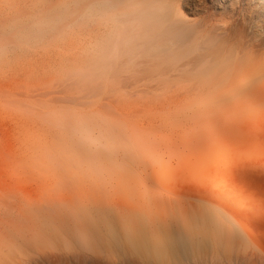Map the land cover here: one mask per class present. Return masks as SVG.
I'll list each match as a JSON object with an SVG mask.
<instances>
[{
	"label": "bare ground",
	"instance_id": "obj_1",
	"mask_svg": "<svg viewBox=\"0 0 264 264\" xmlns=\"http://www.w3.org/2000/svg\"><path fill=\"white\" fill-rule=\"evenodd\" d=\"M79 1L98 23L84 85L50 109L62 139L43 158L47 198L10 202L2 189L26 224L0 220V258L53 260L52 236L69 254L95 249L94 264H264V0ZM41 2L0 0V36L46 37L63 16ZM219 11L232 25L212 26Z\"/></svg>",
	"mask_w": 264,
	"mask_h": 264
},
{
	"label": "rangeland",
	"instance_id": "obj_2",
	"mask_svg": "<svg viewBox=\"0 0 264 264\" xmlns=\"http://www.w3.org/2000/svg\"><path fill=\"white\" fill-rule=\"evenodd\" d=\"M76 1L77 0H50L49 2V0H47L46 3L49 12L52 11L51 14L53 13L52 15L54 16L61 13L64 20L62 19L53 23L52 29H55V31L50 28L49 32L46 33V37H37L39 41L35 38L37 41L32 39L19 42L11 36H0V43L8 47L5 49V53L0 56V156L2 157L0 158V162H2V164L4 162V165L0 164V175L2 178L0 179V194L3 193L2 189L3 191H9H4L6 196L4 194L0 196V202L4 204H2L4 207L1 206L0 208V220L3 219L9 222L18 221L16 223L20 226H24L26 220H23V218L17 220L10 216L8 213L10 204L8 205L9 207L7 204L13 202V199H15L14 202L19 203V201H31L32 199L43 201L47 198V193L49 192L47 189H49L51 183L49 178L51 176L49 175L52 174L46 172L50 163L47 161L45 163V161H43L45 159L43 158L45 156L49 157L50 154V146H47V144L50 143L51 145L54 140L55 142L58 140L57 144H59L62 139L61 134H58L61 133V123L52 116L54 114H51L50 109L58 106V102H60L59 105H61L65 101V98L62 99L60 96L63 95V97H66V93L69 89H73L75 85V88H80L84 85L81 80L80 62L82 61V57H84L87 47L90 49L89 55L92 56L93 54L91 49L94 47L95 40L93 39L96 38L93 35L97 36L98 23L94 18H88L85 24L81 17V3H76ZM34 2L37 4L36 10L38 12L42 11L43 4L41 0H34ZM60 2H62V7L60 6ZM216 14L217 16L212 20V26L223 29L227 24L232 25L233 21L228 18L229 15H221V11L216 12ZM238 17H240V19ZM242 19L243 17L241 16L235 17V25L248 26L247 20L245 21L244 18L242 22ZM222 23L226 24L224 25ZM93 31L95 32L93 33ZM31 42L34 43V45L31 44ZM243 59L247 60L249 56L247 55L241 60ZM258 60L264 63V47ZM78 82L81 83L78 84ZM64 89L65 91L63 93ZM53 98H56L55 100L57 101ZM259 101L261 103L263 102L261 100H254L251 97H245L243 99V102L246 104L260 103ZM53 104L55 105L53 106ZM51 127L52 129H50ZM47 129L49 131L48 133L51 135H48L50 137L45 139L48 134L46 132ZM49 129L52 133L55 132L52 134ZM55 133L58 134V137ZM46 148H48V151ZM8 151H10L11 159L10 156L8 157ZM18 157L22 159L20 160ZM26 157L27 162L24 160ZM7 158L10 160L8 161ZM14 158H18L20 161L18 160V162L16 161L17 163H12L11 161L17 160ZM10 163L15 164L14 168ZM44 164H46V166ZM1 165L3 166L2 169ZM42 168L47 170L45 171ZM5 170H7V172ZM8 173L10 174L8 175ZM53 193L52 191L51 195L57 197L56 194ZM4 198H9L10 202L5 201ZM3 200L5 202H3ZM19 207L20 205L16 208L18 212L20 211ZM4 215L6 217H4ZM7 215L10 217H7ZM19 220H21V223ZM50 239L51 240H47L48 243L46 244L47 248L45 249V254L53 260L44 263L35 253L25 252L23 254H18V261L23 264H82L78 256L86 253L91 258L89 264L95 263L92 260L97 255L95 249L79 250L80 248L74 247L70 249L71 252L69 254V248L66 247L62 239L52 236ZM31 240L36 242L35 238H31ZM3 247L5 248V245ZM69 256H72L73 259H69ZM1 263L13 264L5 255L4 257L1 255L0 264Z\"/></svg>",
	"mask_w": 264,
	"mask_h": 264
}]
</instances>
